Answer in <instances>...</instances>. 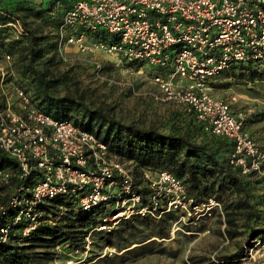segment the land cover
Returning a JSON list of instances; mask_svg holds the SVG:
<instances>
[{
  "label": "built area",
  "instance_id": "2783aa9c",
  "mask_svg": "<svg viewBox=\"0 0 264 264\" xmlns=\"http://www.w3.org/2000/svg\"><path fill=\"white\" fill-rule=\"evenodd\" d=\"M13 25L19 35L25 32L19 21ZM98 32L117 40L96 39ZM58 34L61 52L74 45L127 65L148 64L158 86L150 93L155 100L182 107L206 131L232 141L230 163L244 174L256 172L264 178V146L247 131L245 113L234 112L232 101L215 96L211 85L214 77L238 63L264 67V0H74ZM92 63L101 75L103 63L96 57ZM14 93L22 112L0 103V147L18 167L0 170V185L12 177L22 181L9 204L18 210L14 221L27 223L24 235L37 225L38 201L70 191L81 193L84 209L112 201L114 221L173 211L182 224L198 225L219 216L226 226L221 199L196 202L183 179L169 170L143 171L148 188L144 202L133 161L110 151L72 120L37 108L22 87L16 86ZM9 230V224L0 227L1 241L8 240ZM74 262L71 256L65 264Z\"/></svg>",
  "mask_w": 264,
  "mask_h": 264
},
{
  "label": "trees",
  "instance_id": "16d2710c",
  "mask_svg": "<svg viewBox=\"0 0 264 264\" xmlns=\"http://www.w3.org/2000/svg\"><path fill=\"white\" fill-rule=\"evenodd\" d=\"M73 2L74 0H0V54L6 52L18 55L14 65L21 76L19 80L28 79L37 85L34 93L37 108L57 119L72 120L82 129L94 133L108 145L110 151L125 160L133 161L138 190L143 194L144 202H147L148 194L147 185L143 180L145 169L169 170L175 173L183 179L188 193L196 202L209 197L225 200L227 235L230 239H235L242 234L238 228L240 222H244L247 227L244 244L240 245L236 252L217 255L213 260L201 256L195 264H240L242 258L248 256L246 248H251L264 235V210L261 207L264 204V192L259 195L256 193V189L263 186L264 178L256 172L244 174L239 167L230 163L232 141L208 131L207 133L193 114L177 105L189 122L186 130L179 126L164 130L158 126H145L134 121L124 122L100 108L90 107L76 96H55L49 92L59 79L50 77L54 74L44 63L57 61L58 31L65 12ZM30 17L41 20L52 30L47 34H38L27 21ZM16 21H19L25 30L21 35L13 25ZM94 38L117 40L116 36H109L106 32H98ZM40 64L44 66L39 67ZM220 75L264 80V67L254 63H238ZM31 100L33 103V99ZM204 132L208 134L207 137L203 135ZM199 136L201 139H198ZM17 167L16 160L0 147V170H16ZM21 183L18 178L12 177L9 183L0 185V192L9 191L3 198L0 197V208L4 207L0 209V227L10 225L8 240H0V264H47L56 256H66L69 251L83 250L86 236L89 234L99 236V239H105L111 245L125 244V247L129 248L143 225H153V236L169 238V223L178 218L177 213L173 211L163 212L160 217L132 214L127 218L117 219L123 226L120 229L109 226L116 212L112 201L84 209L79 202L81 193L70 191L38 201L37 225L24 235L23 230L27 223L14 221L18 210L9 204L10 198ZM184 225L191 228L190 224ZM101 226H109L110 231L104 232ZM154 244L155 241L151 240L127 249L119 255L121 262L146 254L165 252L164 247L157 248ZM58 246L62 247L64 252L58 251Z\"/></svg>",
  "mask_w": 264,
  "mask_h": 264
},
{
  "label": "rangeland",
  "instance_id": "374dc122",
  "mask_svg": "<svg viewBox=\"0 0 264 264\" xmlns=\"http://www.w3.org/2000/svg\"><path fill=\"white\" fill-rule=\"evenodd\" d=\"M34 2L39 1L34 0ZM27 21L38 34H47L52 30L39 19L30 17ZM99 54L96 52L95 55H89L78 51L74 45L67 46L63 52L58 47L56 63H44L54 74L50 77L59 79L49 92L55 96L65 94L76 96L90 107L100 108L124 122L134 121L145 126H158L164 130L179 126L182 130H186L189 122L183 117L179 107L157 101L150 95L151 92L158 91V86L153 81L154 75L148 64H144L143 67L131 66L117 62L102 52V56ZM0 55L2 56L0 58V103L6 109L22 112L20 100L14 93L15 87L20 86L26 90L35 105L37 100L34 93L37 85L28 79L19 80L21 76L14 65L17 54L3 52ZM93 57L103 63L101 75L97 73L92 63ZM43 66V64L39 65V67ZM211 85L215 96L232 101L234 112L245 113L247 131L260 145L264 146V80L249 79L246 76L237 78L218 75L211 80ZM207 133L204 132L203 135L207 137ZM198 139H201V136ZM262 192H264V184L256 189L257 195ZM6 193L9 191L2 190L0 197L3 198ZM261 207L264 210V204ZM239 225L238 231L242 234L235 239H230L226 232L228 225L226 223L224 227V221L219 216L201 221L198 225H191V228H186L178 217L169 223L171 234L169 238L153 236L151 234L153 225H143L140 226L138 237L131 241L132 245L129 248H126L125 244L111 245L107 240L89 234L85 248L79 253L69 251L66 256H56L47 264H65L71 256L75 259L74 264H195L201 256L213 260L217 255L236 252L238 247L244 244L247 236V227L244 226V222H240ZM109 226L120 229L123 227L121 222L118 223L116 220L111 221ZM109 226L102 230L109 232ZM151 240L155 241V247H164L165 252L146 254L121 262L120 254ZM114 241L117 243L116 238ZM246 250H248V256L242 258L240 264H264V235Z\"/></svg>",
  "mask_w": 264,
  "mask_h": 264
},
{
  "label": "crops",
  "instance_id": "0c3cea01",
  "mask_svg": "<svg viewBox=\"0 0 264 264\" xmlns=\"http://www.w3.org/2000/svg\"><path fill=\"white\" fill-rule=\"evenodd\" d=\"M3 1H13V0H3ZM33 1H34V0H33ZM36 1H42V0H36ZM99 53H100L99 55L102 56V55H101V52H99Z\"/></svg>",
  "mask_w": 264,
  "mask_h": 264
}]
</instances>
